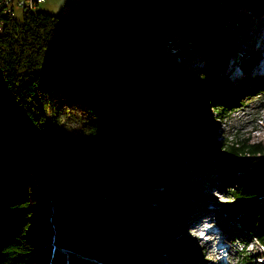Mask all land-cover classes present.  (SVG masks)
<instances>
[{
  "label": "trees",
  "instance_id": "16d2710c",
  "mask_svg": "<svg viewBox=\"0 0 264 264\" xmlns=\"http://www.w3.org/2000/svg\"><path fill=\"white\" fill-rule=\"evenodd\" d=\"M237 1L264 13V0ZM38 6L21 18L0 11V264L192 256L175 231L196 205L191 172L206 162L229 187L235 232L264 246V142L217 139L205 115L264 95V74L249 73L260 51H245L236 80L216 65L185 77L173 54L193 56L191 43L224 60L232 26L213 7L231 10L208 0H81L60 14ZM150 51L177 73L165 76ZM67 113L76 130L63 124Z\"/></svg>",
  "mask_w": 264,
  "mask_h": 264
},
{
  "label": "rangeland",
  "instance_id": "374dc122",
  "mask_svg": "<svg viewBox=\"0 0 264 264\" xmlns=\"http://www.w3.org/2000/svg\"><path fill=\"white\" fill-rule=\"evenodd\" d=\"M208 1L212 6L215 2L221 4L222 11L231 10V14L225 16L213 7L215 21L224 25L227 19H230L232 30L229 33V42L231 47L227 50L224 60L217 59L215 56L207 59L194 50L191 43H188V48L194 54L193 56L185 57V52L181 51V47H175L173 54L182 64L181 74L186 77L193 71L208 72L213 65H216L230 79L236 80L244 74L239 61L245 51L252 47L260 51L257 62L259 68L256 64L249 73L251 75L264 74V13L258 16L237 0ZM64 2V0H44L39 3L37 9L60 14L63 13ZM22 11L23 8L15 6L13 14L21 18ZM243 18L249 21L248 25L242 22ZM160 26L161 22L156 18V29L160 30ZM245 29L247 32H243ZM252 37H255L253 42ZM168 40H171V37ZM150 55L162 68L165 76L177 73V68L167 64L162 53L150 51ZM61 97L63 93L60 94V101H62ZM205 115L217 129V139L248 137L254 141L264 142V95H253L247 98L242 105L222 118H219L211 107ZM61 118L66 127L76 128L74 126L77 121L73 113L62 115ZM49 119L53 120L51 115ZM202 149L201 146L200 150ZM190 179L193 183L192 191L196 194L195 199L192 198L191 201L194 202L193 204L196 202V205L203 209H199L198 212V207L194 206L192 213L182 217L177 222L175 236L189 239L195 246L196 252L191 256L181 250L171 258L172 264H264V246L252 235L235 232L232 227L234 221L225 213L224 204L231 199L228 192L229 187L219 174L217 164L212 166L206 162L200 165L193 169ZM68 204V202L61 201V206L66 210H69ZM223 242L230 244L220 246ZM245 254L248 259H241Z\"/></svg>",
  "mask_w": 264,
  "mask_h": 264
},
{
  "label": "built area",
  "instance_id": "2783aa9c",
  "mask_svg": "<svg viewBox=\"0 0 264 264\" xmlns=\"http://www.w3.org/2000/svg\"><path fill=\"white\" fill-rule=\"evenodd\" d=\"M44 0H0V11L14 12V7H20L23 9L35 8L38 3ZM0 22V30H1Z\"/></svg>",
  "mask_w": 264,
  "mask_h": 264
},
{
  "label": "crops",
  "instance_id": "0c3cea01",
  "mask_svg": "<svg viewBox=\"0 0 264 264\" xmlns=\"http://www.w3.org/2000/svg\"><path fill=\"white\" fill-rule=\"evenodd\" d=\"M64 6H63V13H66L70 10V8L76 4L77 2L81 1V0H64Z\"/></svg>",
  "mask_w": 264,
  "mask_h": 264
},
{
  "label": "bare ground",
  "instance_id": "6f19581e",
  "mask_svg": "<svg viewBox=\"0 0 264 264\" xmlns=\"http://www.w3.org/2000/svg\"><path fill=\"white\" fill-rule=\"evenodd\" d=\"M242 22H243L245 25H248V22H249V21H248L247 19L243 18V19H242ZM243 32H247V30L245 29V30H243ZM252 39H253V40H251V41L253 42L254 39H255V37H252ZM263 65H264V62H263ZM256 67L259 68V64H257ZM197 204H198V203H197ZM195 206L198 207V208H197L198 212H199V209H200V210L203 209V208L199 207L198 205H195ZM192 212H193V211H192ZM192 212H191V213H192ZM203 212H205V211H203ZM203 212H202V213H203ZM208 212H209V211H208ZM189 214H190V212H189ZM223 244L226 245L225 242H223Z\"/></svg>",
  "mask_w": 264,
  "mask_h": 264
}]
</instances>
